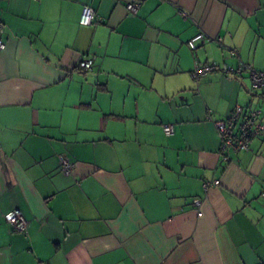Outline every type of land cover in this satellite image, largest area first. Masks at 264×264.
Segmentation results:
<instances>
[{"label":"crops","instance_id":"crops-1","mask_svg":"<svg viewBox=\"0 0 264 264\" xmlns=\"http://www.w3.org/2000/svg\"><path fill=\"white\" fill-rule=\"evenodd\" d=\"M0 39V264H264V133L224 159L215 124L264 89L191 73L264 71V0H0Z\"/></svg>","mask_w":264,"mask_h":264},{"label":"built area","instance_id":"built-area-1","mask_svg":"<svg viewBox=\"0 0 264 264\" xmlns=\"http://www.w3.org/2000/svg\"><path fill=\"white\" fill-rule=\"evenodd\" d=\"M140 4L136 1H130L127 4V9L130 14L135 15L139 9ZM183 18H187V13L180 11ZM79 24L83 26H89L97 22L102 21V18L97 12L87 3H83L81 6V12L79 16ZM195 22V20H193ZM206 40V36L203 32H198L192 38L188 40L190 49L195 50L197 42L203 43ZM218 41L221 38L217 39ZM5 42L0 39V50L4 49ZM93 58H85L78 62L77 68L81 70H89L92 68ZM223 70L224 72L240 74L242 71H248L252 86L254 88L264 89V71L255 70L249 66L242 65L237 70H233L232 67L217 64L216 62H209L205 64H198L192 70V76L194 79L203 77L211 72ZM260 109L244 110L240 105H236L232 112L227 116L225 120L217 121L216 128L220 141V149L224 159L238 151H245L250 148L251 140L258 134L264 133V122L260 120ZM164 131L167 134L172 133L171 125H165ZM61 169L65 173H69L72 168V162L65 156H60ZM218 179L206 180L202 186L204 190H207L212 185H218ZM261 196L264 197V190L261 192ZM192 203L199 208L201 201L199 198H194ZM198 216H201L202 212L198 211ZM9 223L17 231L25 232L27 221L22 212L18 209L13 210L7 216Z\"/></svg>","mask_w":264,"mask_h":264}]
</instances>
